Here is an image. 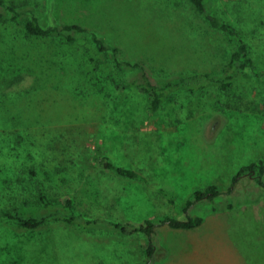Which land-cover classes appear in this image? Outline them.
Segmentation results:
<instances>
[{
  "label": "rangeland",
  "instance_id": "374dc122",
  "mask_svg": "<svg viewBox=\"0 0 264 264\" xmlns=\"http://www.w3.org/2000/svg\"><path fill=\"white\" fill-rule=\"evenodd\" d=\"M30 1L43 21L77 22L95 30L119 45L122 57L146 60L159 76L222 70L233 49L190 0ZM213 4L247 41L257 75L246 71L228 88L176 91L156 113L147 111L143 95L122 88L127 72L108 62L88 39L64 45L28 37L19 24L1 25L0 122L51 128L83 123L68 159L72 165L82 159L78 208L100 220L92 229L64 221L26 229L0 220V264H141L143 235L118 233L110 221L140 224L164 213L179 215L196 190L215 183L227 191L242 166L264 160V0ZM13 29L24 41L18 53L12 49ZM98 146L120 165L143 171L151 182L92 164ZM246 177L231 193L199 200L190 209L204 216L201 225L159 227L152 264H264V188ZM49 190L58 194L66 186L50 185ZM23 198L34 201L36 194L27 189L15 203Z\"/></svg>",
  "mask_w": 264,
  "mask_h": 264
},
{
  "label": "trees",
  "instance_id": "16d2710c",
  "mask_svg": "<svg viewBox=\"0 0 264 264\" xmlns=\"http://www.w3.org/2000/svg\"><path fill=\"white\" fill-rule=\"evenodd\" d=\"M190 1L201 18L211 27L222 31L233 44L229 59L223 64L222 70L189 69L159 76L146 60H130L122 57L120 46L107 41L95 30L77 22L50 24L43 21L35 13V6L30 0H0V27L5 23L19 24L28 37L52 38L71 46H75L81 38L88 39L105 55L108 62L119 71L127 72V76L122 78V88L143 95L146 99L147 111L156 113L165 106L176 91L197 93L211 86L228 88L246 71L257 75L256 61L251 56L247 41L238 27L219 14L213 4L214 0ZM17 33L12 30L13 45L11 42L10 46L12 45L14 53L25 48L24 41ZM3 35L4 31L0 30V38ZM83 129V123L64 124L51 128L46 125L26 126L23 122H0V220L13 221L26 229L63 221L92 229L99 223V216L90 215L78 208L77 176L80 180L85 178V175L80 174L82 159L80 157L76 164L73 163L75 167L68 159L74 154L73 148H77L75 143L78 141L74 137L78 134V130ZM61 148L64 154L60 151ZM100 148L98 146L91 155L92 164L100 166L106 172L140 179L147 184L151 182L143 171L120 165L110 155L102 153ZM38 164H42L40 168L37 167ZM24 172L28 174L29 182H25L27 177L22 174ZM40 175L46 176L45 179ZM263 175L264 160L250 162L242 166L234 175L231 188L227 191H222L215 183L196 190L193 196L187 199L183 212L179 215L164 213L148 217L140 224L130 221H110L108 225L118 230V233L142 234L144 244L141 264H152L158 248L159 227L164 225L182 229L197 227L203 223L204 216L190 213V209L199 200L213 201L225 193H231L234 191L235 183L244 176L255 179L264 188ZM29 184H32L31 188ZM50 185H63L64 188L66 186V191L52 194L49 190ZM27 189H31L36 194V200L23 198L16 204L15 201L21 198ZM159 191L167 196L170 203H174L173 196L166 189L159 188ZM109 207L113 208L112 205Z\"/></svg>",
  "mask_w": 264,
  "mask_h": 264
}]
</instances>
